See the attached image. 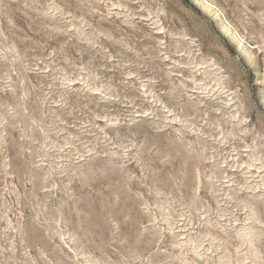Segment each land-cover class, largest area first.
I'll use <instances>...</instances> for the list:
<instances>
[{"label": "rangeland", "instance_id": "374dc122", "mask_svg": "<svg viewBox=\"0 0 264 264\" xmlns=\"http://www.w3.org/2000/svg\"><path fill=\"white\" fill-rule=\"evenodd\" d=\"M0 264H264V0H0Z\"/></svg>", "mask_w": 264, "mask_h": 264}, {"label": "bare ground", "instance_id": "6f19581e", "mask_svg": "<svg viewBox=\"0 0 264 264\" xmlns=\"http://www.w3.org/2000/svg\"><path fill=\"white\" fill-rule=\"evenodd\" d=\"M208 4V3H207Z\"/></svg>", "mask_w": 264, "mask_h": 264}]
</instances>
